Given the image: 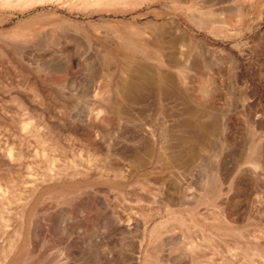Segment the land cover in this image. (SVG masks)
Here are the masks:
<instances>
[{"label":"rangeland","instance_id":"obj_1","mask_svg":"<svg viewBox=\"0 0 264 264\" xmlns=\"http://www.w3.org/2000/svg\"><path fill=\"white\" fill-rule=\"evenodd\" d=\"M179 1L0 0V264H264V20L185 29L207 0ZM156 9L183 69L143 54Z\"/></svg>","mask_w":264,"mask_h":264},{"label":"bare ground","instance_id":"obj_2","mask_svg":"<svg viewBox=\"0 0 264 264\" xmlns=\"http://www.w3.org/2000/svg\"><path fill=\"white\" fill-rule=\"evenodd\" d=\"M8 0H5V2H7ZM21 0H17V2H20ZM166 1V0H165ZM176 1H178V0H176ZM181 2H183V0H180ZM179 1V2H180ZM227 1V0H226ZM238 1V8L239 9H236V11L235 12H227V11H225V13H223V18H220V21H217L216 20V18H215V21H217V22H219V23H222V24H219V25H226L225 27H227V25H231V26H237V27H239V26H241V25H243V22L244 21H246L245 20V18H246V14L245 13H243L242 11H243V5H242V3L244 2V1H248L249 2V7H253L254 8V11H253V16H252V19H251V23L250 22H248V24H249V26L248 27H253V28H257L262 22H263V20H264V0H258L257 2H255L256 0H236V2ZM148 2L150 3V5H152V6H155V5H157L158 4V2H157V0H148ZM202 2V1H201ZM204 2V1H203ZM224 1H222V0H214V1H212V0H207V1H205L203 4H201V5H203V8H206V9H208V11H202V10H198V9H193V8H189L187 11H184V10H182L181 9V11L182 12H180V13H183L182 15H184L183 17H184V19L181 21L182 22V24L185 26V29H188V27H197V28H199L200 30H210L211 28H212V26H213V24L214 23H217V22H214V20L213 19H210L209 18V14L211 13L210 11H213V10H215V9H213V10H211L212 8H214V7H217L218 5H220V4H222ZM149 3H148V6H149ZM160 3V2H159ZM175 4V3H174ZM199 5V4H198ZM161 7V6H160ZM189 7V6H188ZM187 7V8H188ZM202 7V6H201ZM177 8V7H176ZM219 8H221V7H219ZM153 9V8H152ZM185 9V8H184ZM209 9H210V11H209ZM217 9V8H216ZM221 9H223V8H221ZM242 9V10H241ZM248 9V8H247ZM158 9H156V11L155 10H153V11H151V12H149V13H152L153 12V17H156V18H159L160 17V19H161V17H163L164 19H165V22H162V23H157V22H152L153 23V26H154V28H153V31L152 32H154V34L156 35V37L154 38V40H155V42H154V44L152 45V47H150V46H147L146 48H143L142 50L144 51V55L146 56V57H148L149 59H152V60H154L155 62H157V63H159V64H166V65H168V66H170V67H172L173 69L175 68V69H177V68H182L183 69V67H185L186 66V64H185V62L187 61L186 59H187V54L185 53V55L184 56H182L183 57V59L184 60H182V59H180V57H179V54L180 55H183V53L182 52H179V53H177L176 55H169L170 53H168V54H166L165 52H164V48L162 47V45H161V43H162V37L160 38L158 35L160 34H158V33H156L157 31H159V32H161V30H163V29H165L166 31V33H170V35H172L171 33V30L172 29H175V30H182L181 29V23L180 22H178V20H176L177 19V15H174V17H171V16H169V18L167 17L168 15H169V13L168 12H166V13H168L167 15H165L164 16V14L162 15V11H159V12H161V13H158V11H157ZM166 10V9H165ZM186 10V9H185ZM218 10V9H217ZM217 10H215V11H217ZM252 10V9H251ZM167 11V10H166ZM218 11H220V9L218 10ZM222 11V10H221ZM248 11V10H247ZM163 12H164V10H163ZM222 12H224V11H222ZM221 12V13H222ZM252 12V11H251ZM250 12V13H251ZM165 13V12H164ZM219 13V12H218ZM212 15H214V16H216V15H218L217 13L216 14H212ZM221 15V14H220ZM177 16V17H176ZM213 16V17H214ZM222 16H220V17H222ZM248 16V15H247ZM249 16H251V15H249ZM171 17V18H170ZM180 17V16H179ZM182 17V16H181ZM180 17V19H182ZM217 17V16H216ZM219 18V17H218ZM249 20V19H248ZM160 21V20H159ZM150 24L151 23H149V26H150ZM245 25V24H244ZM137 26V25H136ZM218 26V25H217ZM182 28H183V26H182ZM242 28V27H241ZM192 29V28H191ZM240 29V28H239ZM164 31V30H163ZM139 32V31H138ZM165 32H164V34H165ZM205 32V31H204ZM216 32H219V33H225V31L224 30H222V29H217L216 30ZM236 32H237V30H236ZM238 32H239V30H238ZM242 32V31H241ZM213 33V32H212ZM211 34V33H210ZM226 34H228L227 32H226ZM150 35H152L151 33H150ZM186 34L184 33V32H181V36H180V38H174V39H176V40H178V42H180L181 44L180 45H183V44H186V48H187V50H189V49H191V44L189 43L190 41H192V38L190 37V36H188L187 35V37L185 36ZM212 35H214V34H212ZM216 35H217V33H216ZM222 35V34H221ZM224 35V34H223ZM222 35V36H223ZM228 35H230V34H228ZM165 36H167V35H165ZM221 36V37H222ZM224 38H227V36L225 35L224 36ZM126 39V38H125ZM170 39H172V38H170ZM174 39H173V41L172 40H170L169 41V39L168 40H165V41H168V43H167V45H171L172 46V43L173 44H175V42H174ZM152 41V40H151ZM195 41H196V39H195ZM200 42V41H199ZM137 43V42H136ZM192 43V42H191ZM134 43H132L131 42V40L130 39H127V40H125V45H126V48L128 47V48H130V49H133L134 51H135V45H133ZM139 44V43H138ZM176 44H178V43H176ZM192 44H194V43H192ZM243 44V43H242ZM142 45V44H141ZM198 45L201 47H205L204 45H202V43L201 44H199L198 43ZM241 45V44H240ZM239 45V43L237 44V45H235L236 47H239L240 46ZM244 45H245V43H244ZM168 46V48H170ZM141 47V46H140ZM174 47V46H173ZM241 47V46H240ZM239 47V48H240ZM166 48V47H165ZM180 49V48H179ZM176 50V49H175ZM172 51V50H171ZM174 51V50H173ZM139 52V51H138ZM175 52V51H174ZM176 53V52H175ZM141 54H142V52H141ZM220 56H223V57H227L228 55L227 54H225L224 55V52L223 51H220ZM145 57V58H146ZM147 58V59H148ZM187 67V66H186ZM192 68H193V65H192ZM132 69V68H131ZM130 69V70H131ZM136 69V68H135ZM169 69V68H168ZM148 70V69H147ZM144 70V68H141V69H137V72L139 73V74H143V75H145L147 78H149V77H151V72H150V70ZM165 70V69H164ZM164 70H163V73H164ZM183 71V70H182ZM170 72V71H169ZM188 72V71H187ZM137 73V74H138ZM184 73H185V71H184ZM162 74V73H161ZM187 74V73H186ZM134 75V74H133ZM182 75H183V72H182ZM188 75V74H187ZM152 76H154V74L152 75ZM172 76V75H171ZM186 76V75H185ZM137 77V76H136ZM139 77V76H138ZM143 77V76H142ZM168 77H170V76H168ZM184 77V76H183ZM165 78V77H164ZM173 78V77H172ZM180 78V77H179ZM185 78V77H184ZM170 79L171 78H169V79H166L165 80V84L167 85V86H169L171 89H173L174 87H173V82H171L170 81ZM176 80V79H175ZM187 80V79H186ZM185 80V81H186ZM205 82V81H204ZM178 83V82H177ZM199 92H201V94H202V96H205L206 98H209L210 97V95H211V93H212V90H211V86H210V84L208 83V82H206V83H203V84H200L199 85ZM170 89V90H171ZM174 90V89H173ZM90 161H87V163H89ZM67 168V167H66ZM89 169H92V168H89ZM63 170V169H62ZM76 170V169H75ZM74 170V171H75ZM80 170V169H79ZM88 170H85V171H83V172H72L71 173V171H69L68 173H66V172H64V173H62V172H59V171H54L53 169H52V166L50 165L49 166V168H48V172L45 174V175H43V180L44 181H51V180H54V179H61L62 178V176H65L66 177V174H67V177H70L71 179L72 178H74V177H76V176H84V175H86V174H88V172H87ZM94 171L96 172V174L98 175V176H104L106 173L107 174H115L116 173V170H115V168H109V167H104V168H98L97 166L96 167H94ZM223 220L224 221H226L227 220V218H226V216H224L223 217ZM228 221V220H227ZM160 224H162V223H159L158 225H160ZM174 225V224H173ZM190 225V224H189ZM155 228H156V226H154V229H153V231H152V234H151V240L150 241H152V240H157V239H160L161 238V235L163 234L162 232H160V231H156L155 230ZM162 228V227H161ZM174 228V227H173ZM130 229V228H129ZM166 229H167V227H166ZM175 229V228H174ZM176 229H177V227H176ZM164 230V229H163ZM167 231H169V228H168V230ZM171 231V230H170ZM142 233V232H141ZM145 232H143V234H142V237H141V244H142V242L145 240V234H144ZM165 233H166V231H165ZM233 234V233H232ZM209 235V234H208ZM14 236V235H13ZM11 238V237H10ZM198 241V240H197ZM10 243V242H9ZM11 244V243H10ZM202 243H200V245H201ZM140 245V244H139ZM240 245V244H239ZM194 246V245H193ZM199 246V245H198ZM248 246V245H247ZM8 247V246H7ZM9 248V247H8ZM196 248V247H195ZM198 248V247H197ZM196 248V249H197ZM201 248V247H200ZM210 248V247H209ZM190 249V248H189ZM193 250H194V247L192 248ZM191 249V250H192ZM6 250V249H5ZM191 250H189L190 252H193V250L191 251ZM262 250V249H261ZM214 251V250H213ZM229 252V251H228ZM235 252V251H234ZM1 253V252H0ZM194 253V252H193ZM196 253V252H195ZM259 253H261V251H260V249L259 250H254V251H252V252H249L248 254H244L243 255V253H242V257L244 258V259H248V257L249 256H254L255 254H259ZM6 254V253H5ZM264 254V253H263ZM1 256H2V254H1ZM193 256V255H192ZM241 257V258H242ZM5 258V257H4ZM254 258H256V257H254ZM195 259V258H194ZM2 260V259H1ZM6 260V259H5ZM145 260V259H144ZM249 260H253V259H249ZM145 264V263H144ZM251 264H253V263H251Z\"/></svg>","mask_w":264,"mask_h":264}]
</instances>
